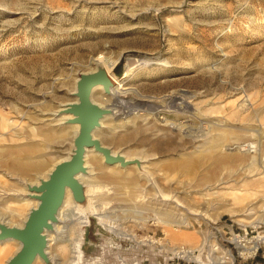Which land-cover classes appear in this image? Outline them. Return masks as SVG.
Wrapping results in <instances>:
<instances>
[{"label": "rangeland", "instance_id": "1", "mask_svg": "<svg viewBox=\"0 0 264 264\" xmlns=\"http://www.w3.org/2000/svg\"><path fill=\"white\" fill-rule=\"evenodd\" d=\"M119 2L123 12L108 0H0V216L20 224L33 202L9 195L22 189L13 178L35 181L72 141L41 112L72 100L96 54L120 55L114 72L133 65L128 83L155 103L194 94L187 111L116 107L98 134L126 155L155 154L146 168L175 202L89 152L95 210H81V240L77 222L64 232L66 264H264V0ZM16 248L0 243V264Z\"/></svg>", "mask_w": 264, "mask_h": 264}, {"label": "bare ground", "instance_id": "2", "mask_svg": "<svg viewBox=\"0 0 264 264\" xmlns=\"http://www.w3.org/2000/svg\"><path fill=\"white\" fill-rule=\"evenodd\" d=\"M108 2L113 7H117V9H118L117 11L118 12H123V10H120L121 7L119 6L120 5L119 0H108ZM119 56L117 58L116 57L115 58H111L110 56H106L103 53L96 54L91 59V64L93 66L92 69L86 70V71H82V72H90V71L97 70L99 67H102V68L105 69L106 73L110 76V78L113 81V85H111L109 93H106L104 91L102 85L95 86L92 89V92H91V100L93 102L99 104L102 107L110 109V113L105 115L100 120V126L93 130V136L95 138L99 137L98 134H99V132H101V131H99L100 129L106 130V128H107V131H108V129L110 131L109 126L108 125L107 126L103 125V122L106 121L107 119L118 118V114H120L118 112V108L123 110V112L121 113V114H125V115H123V117H126V116H128L130 114H133V113L137 112V111L138 112L142 111V110L146 111V110H148L150 108L152 109L153 113H156L157 111H163L164 108L169 107L171 105L172 106L174 105L175 107H177L179 109H182V110L184 109L185 111H187L185 108H188L190 106V105L188 106V102H191V98L193 97L194 94L190 95L186 91H184L183 93L181 92V94L179 93L177 95L176 92H173L171 94L170 93L167 94L166 97L163 98L164 99V103H162V104L161 103L160 104L155 103L156 100L152 99L151 96L150 97L149 96L145 97L144 95L143 96L140 95L138 93L137 89L134 86H131L128 83L129 82L128 81L129 71H130V69L132 67H134L133 65L127 64L126 68L124 70V74L122 76H119V75H117V73L114 72V68L116 66V63L118 62ZM139 63H142V64L144 63L145 64L146 61L145 60L144 61H140ZM148 63H149V61H148ZM136 65H138V64H136ZM77 80H78V74H76V76H75L74 88H73V90H71V92H70L71 94H73L75 89H76V81ZM132 94H134L133 97H129V99H127V100H123L122 99L123 97H128V96H130ZM177 97L180 98V101L175 102V100H177L176 99ZM71 98H72V100H70V101L59 102L58 103V107L55 110L51 111V112H48V113L47 112H41V115L46 116L43 120H51V119L52 120H56V119H58V122H57L58 126H68V127L71 128L72 134H73L72 141L68 143V147L69 148L66 151L65 156L60 158V159H58V160H56L43 175H38L36 177L35 181H29V180H26V179H22L20 177L13 178V179H16L18 181V183L22 187V189L13 190L12 193L9 194V195H13L14 197L21 198V199H26V200H28L30 202H33V203L32 204L30 203V206L27 208V210H26V212L24 214V217H22L23 219L21 220L20 224H15V223L10 222L5 216H0V222H3V223H5V224H7L9 226H18V227L23 226L30 209L33 208V207H36L37 204H38V200L35 199V198H32V194H34V192L29 191L28 188H27V185H29V184L30 185L39 184L41 179H46L48 177L49 173L52 171V169L54 168V166L57 163L61 162L62 160L68 159L70 157V155L72 154V151H73V148H74L73 141H74V138H75V136H76V134L78 132V124H66L65 123V119L71 117V115L70 114H65V113H60V110H63V107L66 104L77 100V97H75L74 95H72ZM155 98H157V97H155ZM108 102L109 103L113 102V103L109 104ZM160 102H161V100H160ZM170 102H171V105H169ZM104 103H107V104H104ZM158 106H160L162 108L158 109ZM116 107H118V108H116ZM132 111H134V112L132 113ZM152 111H151V113H152ZM123 117L121 115V118H123ZM142 121H143V119H142ZM145 124L146 123H144V125ZM135 129H133V131H136ZM127 133H129V132H127ZM98 139L102 142V140L100 138H98ZM102 144H104V143L102 142ZM104 145L110 147L113 154L120 153L127 159H134V158L139 159L140 165L137 166L136 164H132V165H129V166L123 168V167L120 166L119 163H114V164H111V165L105 164L104 161H103V156L100 153L96 152L93 147H88L86 149L85 155H84V166L86 167L87 171H86L85 174H79L78 175V179L82 183H84L87 186V188H88L87 198H88V202H89V207H92V209L95 210L94 206H95V202H96L95 201L96 192L98 191V187H99L98 182L91 180L93 173L91 171V167L87 163V157H88L87 154L89 155V152H90V154L96 153L97 156L100 157V159L103 162V164H105L107 166H116V167H118V168H120L122 170H126L127 168H130V167H135L138 170V176L140 178H144L146 180V187H150L154 191V198L155 199H158L160 202L164 201L163 203H172V202L174 203L175 202V200L173 198L171 199V198L164 197V195H163V193H162V191L160 189V186L158 185V182H157L156 178L155 177L153 178L152 177V172L149 169L146 168V165L148 163H150L151 161H153V159L156 158L155 154H150V153L149 154H147V153L143 154L142 153L143 155H141V156L138 155V154L129 156V155L124 154L122 150L114 149L113 147L109 146L108 144H104ZM196 147H198V145ZM135 168H134V170H135ZM139 169L141 171H144V172L141 173V171ZM257 175H259V173ZM166 199L170 200V202H165ZM18 211L20 212L19 209H18ZM94 212L96 213V215H98V212H96V211H94ZM66 213H68V215ZM13 215L19 216L20 213H18V212L17 213H13ZM57 217H58V221L56 223H54L53 230L46 232L47 246H46L45 250H46V253H47L49 259L51 261H53L54 264H66L70 257H74L75 256V254H74L75 251H74L73 247H67V245H66V240L67 239H66L65 236H67L68 234H72V228L76 227L75 223L77 222L78 225H79V229H80V240H81L82 236H83V234H82L83 230H82V228L80 226H83V224H85L87 222L88 216L85 215L84 213H82L81 209L74 203V201L72 199V196H71V192H70L69 189H67L66 193H65L63 204H62V206L60 207V209L58 211ZM100 217H102V216H100ZM64 232L65 233L67 232L65 236H64ZM117 233L124 235V233H122L121 231L117 232ZM63 237H65V238H63ZM4 242H11V243L17 245L16 250L5 261L4 264H6V262L20 248V243L18 241H16V240H13V239H5V240L0 241V243H4ZM237 243L239 244V247L241 248L242 251L246 250L247 252H250V250H248V248L243 243H240V242H237ZM256 246L257 245L255 244L252 247V249H254L253 254L255 253V250H257V248H258V246L257 247ZM50 248H53V250H54V248L58 249L57 250L58 251L57 252L58 256L56 255L57 257L54 256V254H51ZM53 252H55V251H53ZM38 261L41 264H45L43 262V260L39 256H37L35 258V260H34V262L32 264H36ZM214 262L218 263V264H221L220 257L215 255L214 256Z\"/></svg>", "mask_w": 264, "mask_h": 264}, {"label": "water", "instance_id": "3", "mask_svg": "<svg viewBox=\"0 0 264 264\" xmlns=\"http://www.w3.org/2000/svg\"><path fill=\"white\" fill-rule=\"evenodd\" d=\"M97 85H102L104 91L109 93L113 81L105 70L78 73L76 89L71 94L77 97V100L66 104L63 110H60V113L71 115L65 119L66 124H78L72 154L68 159L57 163L48 177L41 179L39 184L27 185L28 190L34 192L32 198L37 199L38 204L30 209L23 226H9L0 222V241L13 239L20 243V248L6 264H32L37 256L45 264H54L45 250L46 232L53 230L54 223L58 221L57 214L67 189L81 210L87 208L88 188L78 179V175L87 171L84 155L88 147H93L100 153L105 164L119 163L123 168L132 164L140 165L137 158L127 159L120 153L113 154L110 147L93 136V130L100 126V120L110 113L109 108L91 100L92 89Z\"/></svg>", "mask_w": 264, "mask_h": 264}, {"label": "built area", "instance_id": "4", "mask_svg": "<svg viewBox=\"0 0 264 264\" xmlns=\"http://www.w3.org/2000/svg\"><path fill=\"white\" fill-rule=\"evenodd\" d=\"M258 251V248H257V250H255V253ZM255 255V254H254Z\"/></svg>", "mask_w": 264, "mask_h": 264}, {"label": "trees", "instance_id": "5", "mask_svg": "<svg viewBox=\"0 0 264 264\" xmlns=\"http://www.w3.org/2000/svg\"><path fill=\"white\" fill-rule=\"evenodd\" d=\"M118 75H120V72L118 73Z\"/></svg>", "mask_w": 264, "mask_h": 264}]
</instances>
